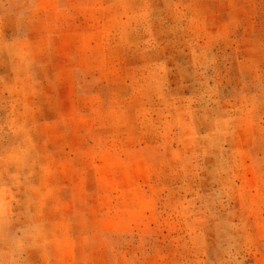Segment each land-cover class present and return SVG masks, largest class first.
<instances>
[{
	"label": "rangeland",
	"instance_id": "374dc122",
	"mask_svg": "<svg viewBox=\"0 0 264 264\" xmlns=\"http://www.w3.org/2000/svg\"><path fill=\"white\" fill-rule=\"evenodd\" d=\"M0 264H264V0H0Z\"/></svg>",
	"mask_w": 264,
	"mask_h": 264
}]
</instances>
